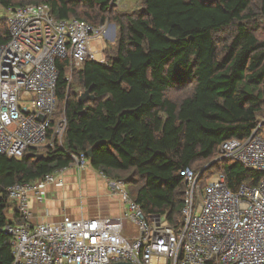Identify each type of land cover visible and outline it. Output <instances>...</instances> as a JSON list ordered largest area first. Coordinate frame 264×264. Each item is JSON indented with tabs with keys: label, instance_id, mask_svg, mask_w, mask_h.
<instances>
[{
	"label": "trees",
	"instance_id": "obj_1",
	"mask_svg": "<svg viewBox=\"0 0 264 264\" xmlns=\"http://www.w3.org/2000/svg\"><path fill=\"white\" fill-rule=\"evenodd\" d=\"M118 1L0 0L14 8L46 3L59 20L109 22L119 31L107 61L73 70L80 93L67 80L70 62L58 61L62 140L20 159L0 154V264H14L12 237L4 231L9 214L14 224L22 222L9 187L69 168L74 156L89 151L91 166L124 182L146 216H163L178 230L187 189L182 170L200 174L211 164L201 185L223 174L234 193L261 181L260 172L221 159L220 149L246 142L264 121V0H141L133 12H121ZM8 34L3 19L0 45Z\"/></svg>",
	"mask_w": 264,
	"mask_h": 264
},
{
	"label": "built area",
	"instance_id": "obj_2",
	"mask_svg": "<svg viewBox=\"0 0 264 264\" xmlns=\"http://www.w3.org/2000/svg\"><path fill=\"white\" fill-rule=\"evenodd\" d=\"M3 19L9 40L0 45V154L20 159L31 148L62 140L66 119L53 127L58 61H69L71 73L97 61L94 44L107 34L108 25L59 20L46 3L17 8L0 4ZM220 158L260 172L261 181L255 187L243 184L234 193L223 174L202 186L193 169L182 170L187 189L179 230L163 216H146L124 182L108 179L111 191L122 198L121 215L65 216L58 223L33 226L30 197L43 201L47 186H62L70 167L85 170L84 154L74 156L69 168L16 183L9 187L8 199L22 222L4 228L12 237L14 264H264V121L246 142L223 144Z\"/></svg>",
	"mask_w": 264,
	"mask_h": 264
},
{
	"label": "crops",
	"instance_id": "obj_3",
	"mask_svg": "<svg viewBox=\"0 0 264 264\" xmlns=\"http://www.w3.org/2000/svg\"><path fill=\"white\" fill-rule=\"evenodd\" d=\"M62 180V186H47L43 201H38L34 195L30 197V222L33 226L58 223L65 216L87 219L119 216L123 212L121 196L111 191L107 179L91 165L83 171L69 168ZM8 218L11 222L16 219L12 212Z\"/></svg>",
	"mask_w": 264,
	"mask_h": 264
},
{
	"label": "rangeland",
	"instance_id": "obj_4",
	"mask_svg": "<svg viewBox=\"0 0 264 264\" xmlns=\"http://www.w3.org/2000/svg\"><path fill=\"white\" fill-rule=\"evenodd\" d=\"M140 3H141V0H119L117 3V6L121 12H133V11L138 10ZM106 24L108 25L107 34H105L102 37V39H100L101 41L98 40V42H96L94 44V45H96L95 52H96V60L98 62L107 61L109 55L115 51L116 46H117V39H118V34H119L118 27L113 23L107 22ZM260 33H261L260 36L262 38H264V31H261ZM76 68H80V67H76ZM72 74L73 73H71V72L68 73V76L70 78L72 76V80H71L72 91H74L76 93H80L82 91V87L74 80V76ZM63 116L64 115L62 114L61 109H58L56 111L54 117H53V121L55 123H59V121L63 118ZM87 158H88V156H87ZM87 161H88L87 167L89 168V165H91V164H90V161L88 159H87ZM70 168H73V167H70ZM74 168L77 169L76 167H74ZM77 170H79V169H77ZM101 176H103V175H101ZM153 263L155 264L156 262L153 260Z\"/></svg>",
	"mask_w": 264,
	"mask_h": 264
},
{
	"label": "water",
	"instance_id": "obj_5",
	"mask_svg": "<svg viewBox=\"0 0 264 264\" xmlns=\"http://www.w3.org/2000/svg\"><path fill=\"white\" fill-rule=\"evenodd\" d=\"M87 96H88V93H85V94L81 95L80 101H81V102L85 101V100L87 99ZM87 156H88L89 158H91V156H92L91 151H89V152L87 153ZM210 165H211V164H210ZM210 165H208L207 167H205V168L201 171V173L199 174V176H200V175L204 172V170H205L206 168H208ZM116 264H132V263H126V262H124V263H116Z\"/></svg>",
	"mask_w": 264,
	"mask_h": 264
}]
</instances>
